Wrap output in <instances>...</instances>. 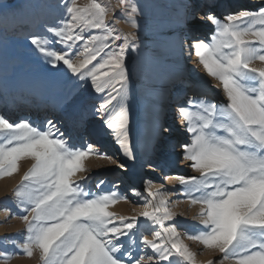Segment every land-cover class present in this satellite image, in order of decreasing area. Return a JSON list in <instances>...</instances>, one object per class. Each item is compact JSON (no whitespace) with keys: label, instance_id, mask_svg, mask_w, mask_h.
Masks as SVG:
<instances>
[{"label":"snow or ice","instance_id":"1","mask_svg":"<svg viewBox=\"0 0 264 264\" xmlns=\"http://www.w3.org/2000/svg\"><path fill=\"white\" fill-rule=\"evenodd\" d=\"M119 3L125 5L127 22L138 27L137 6ZM64 10L60 23L47 30L54 39L33 36L30 42L47 63L66 68L102 94L94 110L102 125L97 134L110 135L121 154L135 161L126 60L130 44L140 47L133 43L137 38L108 25L110 8L99 0L85 5L66 0ZM205 18L214 31L207 39L194 37L188 55L198 57L208 76L222 85L227 103L201 97L178 107L189 134L188 142L178 145L181 159L199 176L173 177L184 200L199 205L203 227L182 237L179 222L168 223L175 220L166 199L172 193L153 192L151 180L145 182L147 196L134 191L144 201L143 211L116 216L109 208L128 199L118 186L103 190L100 180V191L94 192L87 178L83 184L73 180L87 171L84 162L92 156L115 162L103 145L74 146L51 120L42 129L28 119L11 122L0 115V179L17 173L22 161H33L14 193L27 226L23 240H13L20 254L31 258L38 250L42 264H198L197 253L184 243L187 238L222 253L216 264H264V68L252 67L264 63V2L222 18L211 11L199 17ZM196 19L185 15L182 22ZM170 131L162 126L161 138ZM119 167L127 171L126 164Z\"/></svg>","mask_w":264,"mask_h":264},{"label":"rangeland","instance_id":"2","mask_svg":"<svg viewBox=\"0 0 264 264\" xmlns=\"http://www.w3.org/2000/svg\"><path fill=\"white\" fill-rule=\"evenodd\" d=\"M195 1L196 0H185L181 7L183 10H180V7L174 3V0H129L130 4L134 3L139 9V13L136 16L138 27H133L127 22L128 17L123 14L125 5L120 4L119 0H99L100 3L110 8L106 23L114 27L119 33L126 34L130 37L135 36L137 39L133 41V43H139L140 45L139 48L133 49L130 44L127 50L126 65L130 81L128 105L129 110H132L130 112H132V117L135 119L137 127H139L141 123H144V119L146 121L151 114L154 118H157L159 115L155 140L160 138L162 126L166 127L164 124H161L159 127L161 121L164 122L165 120L163 110L165 107L169 106V102L166 101L163 94L171 87L170 85H172V81H170L169 86L165 87L161 72L175 62V59L165 46V40L162 34L165 31L166 23L177 21L182 24L185 15L190 18L192 13L194 14L192 10L196 5ZM242 1L243 4L239 5L237 9L229 11L234 12L246 7L252 8L250 2L248 3L246 0ZM65 3L66 0H0V80H13L21 71L24 72V74L32 75L46 74L52 78L53 92L50 100L46 101L47 105H51L53 110L61 114L63 113L66 117L73 116V128H70L68 133L64 132L65 137L69 140L70 144L77 147H84L87 143L97 144L92 137L89 138V136L85 134V131L87 122L92 117H96L100 127H102L101 120L98 116L94 115L95 107L102 102V94L95 93L90 82L78 80L66 68L53 67L51 64L47 63V57L40 53L30 42L33 36H49L50 39H54L47 30L50 27L57 26L65 16ZM78 3L80 5H85L89 3V0H78ZM215 6L216 5H214V7ZM257 7H255L254 10ZM209 11L212 10L209 8L205 9L204 15ZM229 11L217 12V10H215L214 12L217 17L222 18ZM185 26L184 24L182 28V30H184L183 34H181L182 43L179 46L180 52H178L177 55L180 61L185 58L186 63L185 65L183 64V66L191 69V58L187 57V50L189 47L185 50L183 49L185 47L182 48V46L185 45L183 36L188 37L189 34ZM209 27V31L206 34L210 37L214 28L213 26ZM191 38L189 42L186 40L187 43H185L189 44ZM116 43L119 44L122 43V41H117ZM50 47H54L57 51L64 50L59 44H53L50 45ZM252 67L261 69L264 68V63L257 61ZM210 79L209 85L201 89V92L197 94L198 98L202 97L216 104H226L227 100L223 93L222 85L213 78L210 77ZM184 93L178 97L177 102L183 101ZM3 100L4 96H1L0 103H2ZM71 102H75V107L73 109L70 108ZM133 110H136L137 115L133 114L135 113ZM10 111L12 116H9L8 119L11 122L26 119L24 115H20L23 110L14 111L11 109ZM3 113H6L5 110L2 111L0 109V115ZM41 114L42 112L40 113L39 111V114L34 120L36 123H33L43 129L47 124L46 121L48 117L46 118L47 113L45 115L43 114V116H45L42 118L43 125L39 124L36 120L42 116ZM175 131L178 133L180 129L175 128L174 132ZM185 135L187 138L186 142H188L189 134H183V136ZM105 138L106 144L105 147L103 146L102 150H105L106 146L107 149L114 147L115 151L119 153V157L114 159L115 162L108 159H105V162L104 159L99 160L97 157L92 156L85 162L94 159L98 161V163L102 161L104 164L101 163V165H96L97 167L91 166L92 168L85 166L87 171L77 173L76 176L73 177V180L83 184L86 182L85 178H87L88 187L94 192L100 191V189L96 188L100 180L105 181L102 186L103 190H110L113 185L118 186L117 190L121 194L127 196L128 199L126 201H120L115 206L110 207L109 211L116 216H123L126 218L137 216L138 213L143 211L144 201L134 195V191L140 192L143 196H147V192H145V182L149 180L147 178L148 176L146 177V173L144 174L143 172L142 174V171L139 170L132 172L131 175H125L119 167L121 163L126 164L125 157H123L110 135L105 134ZM174 143L175 144L170 145L173 146V153L176 152L178 145L181 144L180 141L177 144L176 142ZM139 145L142 148L143 143L140 141ZM154 149H157L156 145ZM179 156L180 157L175 159V163L179 162L180 167L183 161L181 159L182 153H180ZM158 160L160 163L166 161L165 157L162 156H159ZM168 160L170 161L171 159ZM32 163L33 161L31 160H24L21 162L20 169L17 173L13 174L11 177L0 179V254L6 253L8 257H10V259L5 260L4 256L0 255V264H42L38 250L34 253L33 257L28 258L20 254V249L13 244V240H23L27 227L22 219L19 218L24 213L22 209L17 207V197L14 193L21 185L23 176L32 166ZM146 165L147 163H143L142 169ZM168 165L171 171L174 170V167L172 169V166H170V164ZM189 165L190 164L187 165L185 173L181 175L199 176V173L192 171ZM167 167L165 169H167ZM165 169L162 166L159 173L152 177L160 186L164 185V179L170 174ZM122 180H125L124 184H121ZM181 188L182 186L178 183L175 187H167L165 191L172 193L168 201L171 210L175 214V220L169 221L168 223L179 222L177 225L178 231L181 233V236L184 237L185 233H195L203 226L198 218L200 210L199 205L194 207L185 201ZM177 193L180 194L178 195ZM178 200L182 202L176 203ZM140 219L143 220L142 217ZM145 235H148L149 239L152 238L148 232H145ZM123 239H126V237ZM184 243L188 245L193 252L197 253L196 258L198 264H209V261L216 264V262L222 258V253L205 249L202 244L193 240L185 238ZM146 251L148 254H152L151 249H147ZM171 259L175 260L177 257H172ZM161 264H169V262L162 261ZM225 264H229V262L225 261Z\"/></svg>","mask_w":264,"mask_h":264},{"label":"bare ground","instance_id":"3","mask_svg":"<svg viewBox=\"0 0 264 264\" xmlns=\"http://www.w3.org/2000/svg\"><path fill=\"white\" fill-rule=\"evenodd\" d=\"M184 1L185 0H174V3L180 7V10H183V8L181 7L184 4ZM249 2L251 3L250 5H252V8L246 7V9L254 10L255 7H257L258 5H260L261 2H263V0H249ZM195 4L196 5L193 8L192 12H194V14L196 13L197 19L194 22L185 26V29H187L189 33L188 37L183 36L185 42L186 40L187 42H189L191 36H192L191 40L194 37L204 38V39L209 38V36H207L206 33L209 31L210 28L209 26H213V25L206 18L203 20L199 19L200 16H204L205 9L209 8L210 10H212L211 12L213 13H215L214 12L215 10H217V12L234 10L237 9L239 5H242L243 1L242 0H196ZM214 5H216L215 6L216 8L214 7ZM183 26H184L183 23L181 24L178 23L177 21H171L169 23H166L165 31L162 34V37L165 40L166 48L169 50L172 57L175 59V62L173 64H171L168 68H166L164 71L161 72L165 87L166 86L168 87L169 82L172 81V85H170L171 87L169 89L166 88L167 90L163 94L164 98L169 103H173V102L177 103L178 97L184 92L185 95L183 97L184 98L183 102L185 104L190 98L198 99L197 94L201 92V89H204L206 86H208L209 82L211 81L207 72L204 70L203 66L199 63L198 57H195L194 55L190 57L187 53H185L187 54V57L191 58V62H190L191 69H188V67L183 66V64L185 65L186 63L185 58L184 60L181 61L178 59L177 54L178 52H180L179 46L182 43L181 34H183L184 32V30H182ZM185 42H184L185 45L182 46V48L185 47L183 48L184 50L186 48L188 49L190 45V43L186 44L187 42L186 43ZM188 51L189 49L187 50V52ZM183 70L184 71L187 70V71L184 72ZM52 81H53L52 78H50L46 74L32 75V74H24V72L22 71L19 72L16 75V78L13 80L1 79L0 97L4 96V100L2 103H0V109L2 111L5 110L6 112L3 113L2 115L8 118L9 116H12L10 111L11 109H13L14 111L23 110V112L20 113V115L22 116L24 115V118L26 117V119L34 122L36 116L39 114L40 111V113L42 112L41 114L42 116H40L38 120H36L37 123L43 125L42 118L45 117L43 116V114L45 115L47 113L46 118L48 117V119L46 122L51 120L53 124H55L63 132L68 133L69 129L73 128V124H72L73 116L66 117L63 113L61 114L58 111L53 110L52 106L47 105L46 102L50 100L51 94L53 92ZM74 105L75 102H71L70 108L73 109L75 107ZM181 105L184 104H177L176 108L178 109V107ZM133 112H135L133 114L137 115L136 110L135 111L133 110ZM130 114L132 121L131 129H130V137L133 144V151L134 154L136 155V160L131 161L125 157L127 171L122 170L123 173L125 175H131L132 172L139 170L142 171V174L143 172L144 174L146 173V176L147 175L150 176L152 174L150 177L147 178L153 182V187H152L153 192H156L157 190L165 191L167 187H175V185H177L179 181L174 179L173 177L185 173V169L187 165L190 164V162H187L186 160L182 161L180 167H179V162L175 163V159L177 157H180L179 154L182 153V149L180 147H177L176 152L173 153L172 152L173 146L167 144H164L162 149H159L158 147L157 149H154L153 142L155 141L154 139L157 133L159 115L157 118H154L152 114L150 116L147 115L149 117L146 119V121L144 119V123H141L139 127H137L136 121L132 117V112H130ZM169 117L170 116L166 117V121L164 123L166 127L169 124L168 123ZM180 122L182 123L180 132L177 133V131H175L173 132L174 135L173 133L172 135L171 133L170 134L167 133L168 135L164 134V136H168V138L171 140H173L174 138V142H176V144L179 143V141L181 144L187 141L186 135L183 136V134H188L185 130L186 124L182 120H180ZM100 128L101 127L98 122V119L96 117H92L87 122L85 134L89 136V138L92 137V139L95 140L97 144L103 145L105 147L106 144L105 134H100V135L97 134V130ZM169 139H167V141L164 140V142L171 141ZM140 141L143 143L142 148L139 145ZM105 151H107L108 155L112 156L114 159L116 157H119V153L115 151L114 147L112 148L110 147L109 149H107L106 146ZM164 152L166 153V155H164L166 161L160 163L158 158ZM168 159L171 160L169 161ZM101 163L103 162L101 161ZM101 163H98V161L93 159L91 161L85 162L84 165L90 168L91 166L93 167L99 164L101 165ZM143 163H147V165L142 169ZM168 164L172 166V169L174 167V170L171 171L170 170L171 168H169ZM162 166L164 167V169L168 166L167 169L165 170L168 171L170 174H168L166 179H164V185L160 186L155 179L154 180L152 179V177L156 176L159 173V170L162 168ZM124 182L125 180H122L121 184H124ZM169 197L170 195H168L166 199L168 200Z\"/></svg>","mask_w":264,"mask_h":264}]
</instances>
